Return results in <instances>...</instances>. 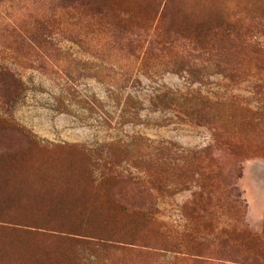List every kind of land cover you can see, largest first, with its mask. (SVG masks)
<instances>
[{"label": "rangeland", "instance_id": "374dc122", "mask_svg": "<svg viewBox=\"0 0 264 264\" xmlns=\"http://www.w3.org/2000/svg\"><path fill=\"white\" fill-rule=\"evenodd\" d=\"M0 136V264H264V0H0Z\"/></svg>", "mask_w": 264, "mask_h": 264}, {"label": "trees", "instance_id": "16d2710c", "mask_svg": "<svg viewBox=\"0 0 264 264\" xmlns=\"http://www.w3.org/2000/svg\"><path fill=\"white\" fill-rule=\"evenodd\" d=\"M1 137V136H0ZM2 138V137H1ZM0 138V139H1ZM10 138V135L8 134V136H6V138H3V139H9ZM0 156L2 155V153L4 152V151H7L8 153H10V147L9 148H7V147H2V146H0ZM21 152V151H20ZM5 156H7V158H8V160L6 161V162H0V165H3V166H6V165H8L7 163L10 161V163H12V167H17L18 166V164H20V163H17V160L19 159V157H20V155L18 154L17 156H12V159L10 160V157H11V155L10 154H7L6 153V155ZM5 156H2V157H5ZM1 157V158H2ZM20 160V159H19ZM1 174H3V175H5L6 177H1L0 178V180H4L5 182H4V184H1V187H3V185L5 186L4 188H6L5 189V192H7V191H9V189H10V182L9 183H7L6 181H10V171H7L6 173L4 172V173H0V175ZM14 178V179H13ZM13 178H11L14 182H18L19 181V179L21 178V174H14V176H13ZM20 183V182H19ZM7 190V191H6ZM4 192V191H3ZM10 200V199H9ZM8 204V205H10V204H13V203H15L14 201H8V202H2V204ZM16 204V203H15Z\"/></svg>", "mask_w": 264, "mask_h": 264}]
</instances>
